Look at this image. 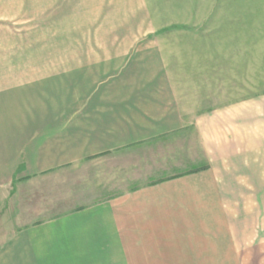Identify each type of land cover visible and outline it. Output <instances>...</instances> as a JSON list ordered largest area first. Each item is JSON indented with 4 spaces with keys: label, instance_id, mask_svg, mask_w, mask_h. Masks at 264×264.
I'll list each match as a JSON object with an SVG mask.
<instances>
[{
    "label": "crops",
    "instance_id": "obj_1",
    "mask_svg": "<svg viewBox=\"0 0 264 264\" xmlns=\"http://www.w3.org/2000/svg\"><path fill=\"white\" fill-rule=\"evenodd\" d=\"M21 36L0 33V182L21 204L0 264H264V93L185 109L161 50L40 60Z\"/></svg>",
    "mask_w": 264,
    "mask_h": 264
},
{
    "label": "rangeland",
    "instance_id": "obj_2",
    "mask_svg": "<svg viewBox=\"0 0 264 264\" xmlns=\"http://www.w3.org/2000/svg\"><path fill=\"white\" fill-rule=\"evenodd\" d=\"M74 1L0 0V33H24V47L50 44L39 46L40 60L62 58L65 43L161 50L185 109L198 102L201 111L211 110L264 93V0ZM88 166L95 178L96 165ZM19 208L15 186L0 182V246L13 235Z\"/></svg>",
    "mask_w": 264,
    "mask_h": 264
}]
</instances>
